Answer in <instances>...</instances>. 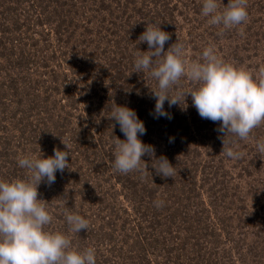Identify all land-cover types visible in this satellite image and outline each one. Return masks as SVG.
<instances>
[{
	"label": "rangeland",
	"instance_id": "1",
	"mask_svg": "<svg viewBox=\"0 0 264 264\" xmlns=\"http://www.w3.org/2000/svg\"><path fill=\"white\" fill-rule=\"evenodd\" d=\"M202 4L0 0V179L27 178L19 156L67 150L68 169L58 171L51 186L38 187L53 217L46 230L68 235L78 249L94 247L96 264H264V154L255 143L264 124L247 141L226 137L243 153L228 158L221 154L219 122L202 119L190 95L171 108L165 102L171 119H154L157 82L134 68L135 53L148 51L139 36L155 22L171 36L165 51L178 40L189 60H199L214 45L224 60L255 74L264 65V0H248L247 21L227 30L208 23ZM181 86L187 92L193 83L182 78ZM114 103L135 110L146 134L162 130L175 137L162 150L175 175L152 197L126 200L128 189L111 178L113 140L125 139L110 119ZM186 145L201 147L193 162L183 156ZM136 172L127 177L142 182ZM65 209L87 219L88 231L69 232Z\"/></svg>",
	"mask_w": 264,
	"mask_h": 264
},
{
	"label": "clouds",
	"instance_id": "2",
	"mask_svg": "<svg viewBox=\"0 0 264 264\" xmlns=\"http://www.w3.org/2000/svg\"><path fill=\"white\" fill-rule=\"evenodd\" d=\"M248 0H228L221 7L220 0H203L201 14L208 17V23L224 30L246 22ZM222 34V33H221ZM171 39L169 33L155 22L146 24V30L139 36V43L146 42L148 51L135 53L136 73H147L157 82L151 91L155 99L154 119H171L165 111L185 104L190 95L192 106L202 119L219 122L216 129L223 136L221 154L233 160L240 159L236 139L247 141L254 129L264 124V65L253 74L224 60L214 45L204 48L199 60H189L186 47L177 40L165 51V44ZM185 78L193 87L185 92L181 80ZM110 119L116 121L125 139L115 137L112 167L123 174L146 168L142 157L147 155L155 161L154 169L162 178L175 175V167L164 156L155 158V149L139 138L146 134V128L135 110L127 106L111 109ZM257 151L264 154V137L255 140ZM64 144V143H63ZM65 145V144H64ZM67 148V146L65 145ZM54 155L44 158L34 155L17 157L18 166L26 169L27 178L10 181L0 179V264H96V249L74 247L70 237L60 231L46 230L53 221L44 200L39 199L38 187L42 182L48 186L55 183L56 173L68 169L70 156L67 150L54 148ZM157 208L164 201L153 202ZM64 217L71 233L89 229V221L80 214L64 210Z\"/></svg>",
	"mask_w": 264,
	"mask_h": 264
},
{
	"label": "trees",
	"instance_id": "3",
	"mask_svg": "<svg viewBox=\"0 0 264 264\" xmlns=\"http://www.w3.org/2000/svg\"><path fill=\"white\" fill-rule=\"evenodd\" d=\"M103 90L106 91V89H103ZM109 100L111 101L110 98H109ZM148 127H155V124L151 123L148 125ZM164 136H165V133H163L162 130H158V131L155 130L154 132L149 131V134H146V137L141 138L143 143H145L146 145H151L154 147L155 158H157V159L160 156L166 157V153H164V154L162 153V150L166 149V143H169V145H171V146H173V144L175 143V137H173V136L164 137ZM198 144H200V142ZM186 147H187V149H185L183 151V156L184 157H190V155H191V157H192L191 162H193L197 156L202 154V150L200 149L201 147H197L196 145L193 146V148H191V149H189L187 145H186ZM110 158L113 159L114 155H110ZM77 159H78V157H77ZM141 159H142V162H141L142 166L145 162L146 168L144 169V171L142 173L133 171V172H131V175H133L135 172L137 174H141V176H139V180L143 179L142 182H140V181L136 182V181H133L131 179V177H127V176H129V173L128 174H122L121 173L119 175V173H117V171H115L114 175L111 177V178L114 177L115 180L120 182L122 184L123 188L128 189V192H126L124 194V197L126 198V200H131V199L135 200V198H140V200H142V198L144 199L146 196L152 197L155 190L159 189L158 187H160L162 185V182L164 181V178H162V176H160V175H157L155 169L151 168L152 166L154 167V165H155V161H153L152 158L145 155ZM101 162H103V164H102L103 168L102 169H104V165L106 162L105 163H104V161H101ZM195 167H196V165H193V167L190 170L191 171L195 170L196 169ZM148 171L154 173L153 175H155V177H153V178L150 177L151 174H148ZM146 180L148 181V183L144 184ZM149 182L152 184L150 187H148ZM140 185H142V186H140ZM122 212L128 213V210L124 208ZM115 214L118 215V213H115ZM127 221H128L127 217L122 218L120 225H126Z\"/></svg>",
	"mask_w": 264,
	"mask_h": 264
}]
</instances>
